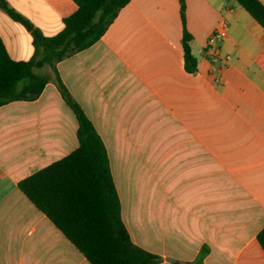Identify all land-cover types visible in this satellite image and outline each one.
Instances as JSON below:
<instances>
[{
    "label": "crops",
    "instance_id": "1",
    "mask_svg": "<svg viewBox=\"0 0 264 264\" xmlns=\"http://www.w3.org/2000/svg\"><path fill=\"white\" fill-rule=\"evenodd\" d=\"M7 1L47 35L77 9ZM185 23L195 72L179 0H130L57 69L106 145L132 239L157 264L194 262L204 247V264H264V27L237 0H186ZM0 37L12 58L33 55L30 31L1 8ZM77 129L53 80L0 106V264H92L18 187L74 150Z\"/></svg>",
    "mask_w": 264,
    "mask_h": 264
},
{
    "label": "trees",
    "instance_id": "2",
    "mask_svg": "<svg viewBox=\"0 0 264 264\" xmlns=\"http://www.w3.org/2000/svg\"><path fill=\"white\" fill-rule=\"evenodd\" d=\"M74 1L77 9L64 17L62 28L47 35L7 0H0V8L30 31L34 46L31 58L14 59L0 37V106L14 100H34L53 80L78 121V146L20 179L18 187L92 264H157L162 256L132 239L122 218L106 145L57 69L60 60L100 39L130 0ZM179 1L184 64L186 70L195 72L193 37L185 23L186 0ZM237 1L264 27L260 0ZM257 239L264 250V227ZM206 251L204 247L196 261L185 264H204Z\"/></svg>",
    "mask_w": 264,
    "mask_h": 264
},
{
    "label": "built area",
    "instance_id": "3",
    "mask_svg": "<svg viewBox=\"0 0 264 264\" xmlns=\"http://www.w3.org/2000/svg\"><path fill=\"white\" fill-rule=\"evenodd\" d=\"M226 29L225 27H221V28H218L216 30H214L209 38V41H208V45L209 46H212L213 45V42L216 40V39H219L223 36L226 35ZM212 60L215 61V62H218V63H222L223 61H226L228 58H229V55H224V56H220L219 54H212L211 56Z\"/></svg>",
    "mask_w": 264,
    "mask_h": 264
}]
</instances>
